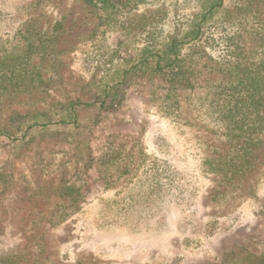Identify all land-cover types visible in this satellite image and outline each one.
Wrapping results in <instances>:
<instances>
[{
    "label": "rangeland",
    "instance_id": "374dc122",
    "mask_svg": "<svg viewBox=\"0 0 264 264\" xmlns=\"http://www.w3.org/2000/svg\"><path fill=\"white\" fill-rule=\"evenodd\" d=\"M228 2L250 7L247 16L264 28V0ZM165 7L175 19L177 13L196 12L184 0H167ZM57 21L63 23L61 65L52 70L48 91L1 101L0 129L18 125L17 115L78 99L90 81L87 50H115L121 36H101L97 15L79 0H0L2 44H17L28 25L48 31ZM125 44L121 53L130 60L135 50ZM228 82L224 74L204 70L195 90L180 93L181 110L171 117L167 82L140 77L117 111L102 113L95 126L82 123L66 139L15 153L0 138V256L20 249L21 264H223L231 253L264 256V144L244 177H221L207 160L236 155L218 96V87ZM141 153L174 162L186 194L169 197L153 212L139 202L131 208L148 192L143 171L135 169ZM110 159L116 164H101ZM71 186L79 195L63 196Z\"/></svg>",
    "mask_w": 264,
    "mask_h": 264
},
{
    "label": "trees",
    "instance_id": "16d2710c",
    "mask_svg": "<svg viewBox=\"0 0 264 264\" xmlns=\"http://www.w3.org/2000/svg\"><path fill=\"white\" fill-rule=\"evenodd\" d=\"M79 1L97 15L101 36L121 34L117 47L100 53L87 50L90 81L78 99L54 103L47 112L17 115L13 120L18 125L0 129V138L8 140L15 153L41 141L66 139L86 121L91 127L97 125L102 113L119 109L127 89L140 77H162L169 85L165 106L171 117L179 115L180 93L195 90V79L205 70L229 78L227 86L218 87V96L236 150L235 156L207 160L215 164L212 170H219L227 179L244 177L254 169L255 150L264 144V51L258 52L264 48V28L253 21L256 18L247 16L250 7L232 8L228 0H184L196 12H182L181 17L177 13L175 19L165 7L167 0ZM149 8L154 10L137 15L139 9ZM62 31L63 23L57 21L48 31L38 30V26L31 30L28 25L14 45L10 41L2 44L0 39V102L19 94L48 91L52 70L61 65L57 47ZM211 41L215 44L208 46ZM124 44L135 50L130 60L121 53ZM211 48L215 56L210 54ZM113 162L101 164L106 167L116 164ZM135 164L136 171L145 175L148 192L143 202L134 199L131 208L139 202L143 210L153 212L169 197L186 194L171 160L141 153ZM3 180L8 183L6 176ZM75 194L79 195V190L72 186L63 191L65 197ZM23 259L20 249H11L0 256V264H21ZM223 264H264V256L239 258L231 253Z\"/></svg>",
    "mask_w": 264,
    "mask_h": 264
}]
</instances>
